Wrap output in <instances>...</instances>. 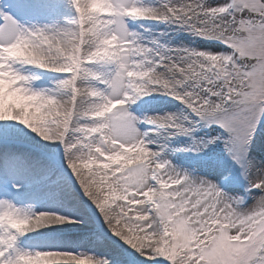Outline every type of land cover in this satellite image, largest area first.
<instances>
[{
  "label": "snow or ice",
  "instance_id": "snow-or-ice-1",
  "mask_svg": "<svg viewBox=\"0 0 264 264\" xmlns=\"http://www.w3.org/2000/svg\"><path fill=\"white\" fill-rule=\"evenodd\" d=\"M72 3L79 14L74 30L23 23L20 17L39 7L34 0L0 4V119L22 121L45 139L62 142L85 193L111 230L141 255L165 256L171 264H264V174L251 181L261 195L241 211L215 181L158 159L128 107L152 92L175 97L189 113L144 119L171 135L191 136L201 123L216 125L222 131L196 140L192 150L223 140L234 161L246 172L255 170L250 154L264 129V0L215 6L205 0ZM125 17L170 21L228 48L157 50L141 42ZM17 62L69 74L57 83L70 95L62 99L28 87L30 77L14 67ZM93 63L116 68L99 73L89 67ZM78 115L94 122L80 125L73 142L68 132ZM79 145L87 153L74 156ZM66 222L77 221L55 212L29 214L0 201V264H107L91 254L16 249L20 235Z\"/></svg>",
  "mask_w": 264,
  "mask_h": 264
},
{
  "label": "bare ground",
  "instance_id": "bare-ground-1",
  "mask_svg": "<svg viewBox=\"0 0 264 264\" xmlns=\"http://www.w3.org/2000/svg\"><path fill=\"white\" fill-rule=\"evenodd\" d=\"M8 1L0 2V4H7ZM36 4L39 5L35 10L30 12L32 19H34L33 25H51L57 28H71L76 29V26L74 27L72 19H74V22H76L75 18L70 17L69 14L65 13V9L68 7V10L74 6L72 2L67 0H34ZM137 3L141 5H147V6H158L162 3V0H136ZM50 13V14H49ZM65 13V15H64ZM106 15V14H102ZM79 18V14H78ZM141 19V18H140ZM23 23L30 25V20L21 19ZM153 22V19H148ZM160 21V20H159ZM128 27L139 34L141 38V42L145 44H149L152 47L157 48V50H163L166 47H179L180 43L181 45H185V41L183 39L182 42L177 44L175 42V39L172 38L175 34L170 35V37L166 38L162 36L161 34H155L156 32L153 31L151 28V25L149 21H145L141 19L140 25L137 28L136 26H133L132 23L127 21ZM167 25H174L170 21H167ZM0 24H2V18H0ZM171 29H174L173 27ZM166 28H163V31H165ZM209 49V48H207ZM212 48H210L211 50ZM14 67H16L19 71L24 73L25 75H28L30 77L29 82L36 84V82H40L41 86H39L36 90L41 91H48L50 93H54L55 91H60L58 89H63L58 85V81L61 79H64L65 77H55L54 74L60 73L56 71H52L49 69H43L39 68L38 66L34 65H28V64H22L17 62ZM89 67L99 73L108 74L114 71L116 68V65L114 63H93L89 65ZM82 83H94L100 88H104L105 85L98 80H84ZM59 98H67L65 97V94H55ZM162 98H165L164 93L160 92H152L151 94L147 95V99L145 101L144 97L142 96L138 99V102L141 103V101H144V114L140 118V116L137 114V112L131 107L129 110L135 114L137 117L141 119L147 117V116H155V115H165L167 113H178V109L176 106L172 105L171 103L164 104L161 100ZM84 101L85 106L87 105L86 98H82ZM148 104H151L149 106ZM129 106V105H128ZM158 106V107H157ZM150 107V108H149ZM157 107V108H156ZM94 121L91 118L83 117L81 115L76 116L73 119L72 127L68 132V139L70 141L75 142L76 138L81 136V133L79 131L80 125H83L85 123H93ZM137 127L141 134L147 133V135L144 136H151L153 131L155 130L156 125H151L147 122L145 119V122L140 124L138 120L136 121ZM0 132H2L5 136L10 138L11 141L14 140H25L30 141L32 143L37 144L38 146H43V148L49 150V151H57L55 143L57 141L55 140L54 143H50L51 140L45 139L43 136H41L39 133L34 131L33 129L29 128L27 125H25L22 121L19 120H12V119H0ZM8 143V142H7ZM260 141L258 140L257 144V150L255 157V160L257 162V167L255 170H251V174L255 177L260 176V171H264L263 165L260 163ZM9 144V143H8ZM63 150L60 151L58 154V157L62 163V166L64 167V170L67 172V174L71 177H75L76 184L81 188V184L79 183V180L72 170L70 163L68 161L65 146L62 143L61 146ZM83 145H79L77 150H74L73 155L78 156L80 155V152L85 149ZM4 152H3V151ZM60 150V148H59ZM3 152V153H2ZM2 154V160L0 161V175L2 177L8 179V181L12 182L14 184L13 189L8 192H1L2 198L4 200L12 202L17 208L21 209V211L27 212L29 214L32 213H39V212H55L63 216H69L73 217L75 221L77 222H66V223H58L46 227L39 228L35 231H30L26 234L20 235L16 245H19L20 251H32L33 249H28L25 247V243L31 245L34 244V240H28V236H37L39 238H42L40 241H47V244L44 245L43 249H40L39 251H61V252H71L70 250L74 247H81L87 252L84 254H91L96 256L93 253V250L96 249V247L100 248H106L107 245L103 244H97L94 243L92 240V237L85 234L80 235L77 232H75L76 229L81 228L82 224L84 223V220L80 218V207L75 204L74 199L76 196L71 193L69 190L63 186V184L59 183L58 177L60 176L59 173H52L50 170L49 164L41 160L39 157H36L35 154L30 151L26 150L23 147H16V146H4L1 148L0 151V159ZM19 166L21 167V171L19 173ZM263 169V170H262ZM0 178V182H1ZM48 185H51L52 187H47ZM51 188V189H50ZM84 191V189H83ZM81 192V191H80ZM85 192V191H84ZM4 196V197H3ZM86 203H88L90 209L94 208V213L97 217L96 220H98V224L100 229L104 230L107 235L115 236L120 242V246L123 251L128 253L129 249H134L131 245H129L124 239H122L120 236H117L109 227L107 221L104 218L103 213L99 209V207L96 205L94 200L90 198L89 196ZM92 204V205H91ZM101 216V217H100ZM84 228V227H83ZM59 230H69L71 231L70 235L61 236L58 237L56 234ZM42 235V236H39ZM47 237V238H44ZM25 244V245H24ZM37 251V250H36ZM97 257V256H96ZM107 260V264H119V259L112 258L109 256H106L105 258Z\"/></svg>",
  "mask_w": 264,
  "mask_h": 264
},
{
  "label": "rangeland",
  "instance_id": "rangeland-1",
  "mask_svg": "<svg viewBox=\"0 0 264 264\" xmlns=\"http://www.w3.org/2000/svg\"><path fill=\"white\" fill-rule=\"evenodd\" d=\"M205 2L208 5L215 6L217 4L224 3L225 0H205ZM68 11L69 10L67 7L65 9V13L68 14ZM29 15L30 13L26 15V18H31ZM70 17L73 18V16L71 15ZM124 19L129 21L130 23L133 24V26H136L138 28L140 25L141 19L144 20L145 18L137 19V18L125 17ZM33 20L34 19H30L29 21L30 25L34 24ZM72 21L75 27L76 24L74 22V19H72ZM3 23L4 21L2 19V24ZM149 23L153 31L156 32L155 34H161L162 36L166 38L170 37V35L172 34H175L172 38L175 39V42L177 44L182 42L184 39L185 41L183 42H185V45H181L180 43L179 45L180 48H191V49H197V50H200V49L210 50V48H212L211 50H216V51L226 50L228 48L227 45L223 44L219 40L203 38L195 34L194 32H191V31H188L182 28L180 25H177V24H174L173 26L167 25L168 24L167 21H162V20L159 21L156 19H153V22H149ZM164 27L166 28L165 31H163ZM172 27L174 29H171ZM55 77H57V75H55ZM27 86L33 89H38L39 86H41V83L36 82V84H33L28 81ZM58 90L60 92L57 93L58 91H55V94H58V95L65 94V97L70 95V91L68 89L63 88V89H58ZM144 99L145 101L148 100L147 95L144 97ZM161 100L164 104L171 103L172 105L176 106L178 109V113H177L178 115H183V114L189 113L190 111L186 105H184L180 100H177L175 97L165 94V98H162L161 96ZM144 104H146L144 103V101H141V103H139L137 100L134 104H130L128 107L129 108L132 107L141 118L144 114V110H143V107H145ZM148 105L151 106V104H148ZM192 118L196 119L194 116ZM138 122L142 124L145 122V119L143 118L141 120H138ZM221 131L222 129H220L216 125H212L209 127L201 123L200 125L196 127V130L191 136L184 135V134L171 135L170 129L160 128L156 126L155 130L153 131L154 133H152L151 136H146V138L144 139L149 142L148 146L152 150L158 151L160 153L158 159L171 161V165L174 166L178 171H187L193 177H196V178L207 177L209 180L215 181L219 185H220L221 180H228L232 183L238 184L240 183V180H243L245 178L244 182H241V184L246 185L247 193H248L246 197H243L241 193L239 192L232 193V192H228L224 190L229 195V197L233 198L234 201H238V203L236 204L238 209H240L241 211H245V210L250 209L256 203V200L259 197V195H261L260 190L252 186L251 181L256 177L251 174V170L246 172L243 165L240 164V166L238 165L236 166L235 161L231 157V154L225 148L223 140L218 141L214 144H209L208 147L204 149L203 151L197 152V151L192 150L196 146V140L206 139L211 136H216ZM226 135L227 133H225V136ZM258 140L260 141L259 143L260 144L259 145L260 146V150H259L260 151V163L264 166V129H262L258 133L257 141L254 143L252 152L250 154L252 156L254 154L256 155L255 151L257 150ZM54 142L55 140L50 141V143H54ZM57 143H55V145L56 147L58 146L60 150L58 149L57 151L55 150L49 151L43 148V146H38L35 143L26 141V139L25 140L18 139V140L11 141L10 138L5 136L3 133L0 134V144H2L3 147L4 146L6 147V145L7 146L14 145L16 147H23L26 150H30L35 154L36 157H39L41 160L46 161L49 164L51 171L53 170L54 166L51 165L46 159H44L41 156L40 151L50 154L48 155L49 157H53L54 159H57L60 161L58 154L60 153L61 150H63V148L60 147L62 142L57 141ZM86 153H87V148L83 149L80 152V155H84ZM1 160H2V154H1L0 161ZM20 172L22 171H21V167L19 166V173ZM259 174L261 175L264 174V171H260ZM71 179L75 183L78 190L81 191L80 192L81 194L79 195H82L83 198H86L88 200V197H87L88 195L83 191V188L80 189V187L76 184L75 177L73 176ZM56 180H58L60 184L62 183L63 186L67 189V191L69 190L68 183L65 178H62L60 175L58 179ZM4 182L5 183L0 184L1 192H7V189H6L7 186L5 187V185L12 186V184L7 182L6 179L4 180ZM47 187H52V186L48 185ZM1 194L2 193H0V201L4 200ZM78 198L79 197L76 196L74 201H75V204L79 208ZM88 225L90 226L91 223L86 222L85 225L84 224L81 225L82 226L81 228L84 227V230H85V227ZM98 232H101V231L99 230ZM101 233L102 235H104L103 238H98L96 233L91 234V236L93 237L92 240L94 241V243L107 245L106 248L102 249L100 247H96V249L93 250V253L96 254L97 257L106 258V256L111 257V256H117L118 254L125 253V251H123L124 249H122V247L120 246V242L117 239V237L115 236L110 237L109 235L106 234L104 230H102ZM39 236H42V235H39ZM44 238H47V237H44ZM41 239L42 238H39L37 236L29 235L28 240H34L33 241L34 244L29 245L25 243L26 245L25 244L24 245L28 249H33L35 251L43 249L44 245L47 244V241L41 242L40 241ZM16 249H19V245H16ZM70 251L71 253L81 254V255H84L87 252L81 247H74ZM126 255L130 256V258L133 260V264H171V261L165 256H155L154 258H149L147 256L141 255L138 251H136L135 249H131V248L129 249L128 253H126ZM124 263L125 261L124 262L122 261L120 264H124Z\"/></svg>",
  "mask_w": 264,
  "mask_h": 264
}]
</instances>
